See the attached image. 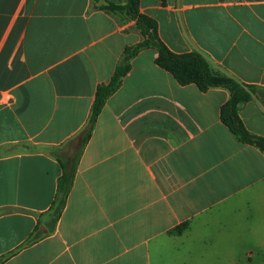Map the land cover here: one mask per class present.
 <instances>
[{"label":"crops","instance_id":"1","mask_svg":"<svg viewBox=\"0 0 264 264\" xmlns=\"http://www.w3.org/2000/svg\"><path fill=\"white\" fill-rule=\"evenodd\" d=\"M107 0H0V264H264V150L221 122L229 92L131 60L82 148L65 206L47 211L54 152L142 36ZM122 1V0H115ZM175 52L264 87V0H139ZM264 137V106L239 104ZM51 228V230H49Z\"/></svg>","mask_w":264,"mask_h":264},{"label":"trees","instance_id":"2","mask_svg":"<svg viewBox=\"0 0 264 264\" xmlns=\"http://www.w3.org/2000/svg\"><path fill=\"white\" fill-rule=\"evenodd\" d=\"M159 2L164 4L166 0H159ZM138 6L139 0H107L106 3L100 5L101 8L110 11L125 10L135 20L136 29L142 38L123 48L109 80L99 84L95 90L85 126L54 152L61 172L56 179L55 197L47 211L48 225L49 223L54 225L65 206L82 148L92 134L98 114L106 100L120 87L123 76L131 67L132 58L140 50L154 48L157 51L155 63L171 73L176 82L181 85L194 82L200 90L214 87L227 89L229 97L219 111L221 122L240 142L264 150V137L250 132L237 112L238 105L248 101L252 94H256L264 106V87L243 83L227 74L215 72L208 60L198 51L175 52L171 50L159 37L156 21L139 12Z\"/></svg>","mask_w":264,"mask_h":264},{"label":"rangeland","instance_id":"3","mask_svg":"<svg viewBox=\"0 0 264 264\" xmlns=\"http://www.w3.org/2000/svg\"><path fill=\"white\" fill-rule=\"evenodd\" d=\"M97 1H100V0H97ZM102 1V0H101ZM215 72H217V73H224V71L222 70V69H220V68H218V67H213L212 68ZM225 74V73H224ZM192 84H194L197 88H198V86L196 85V83H192Z\"/></svg>","mask_w":264,"mask_h":264}]
</instances>
